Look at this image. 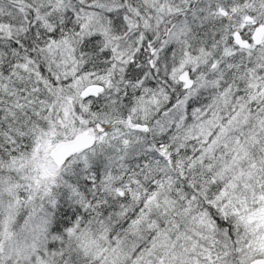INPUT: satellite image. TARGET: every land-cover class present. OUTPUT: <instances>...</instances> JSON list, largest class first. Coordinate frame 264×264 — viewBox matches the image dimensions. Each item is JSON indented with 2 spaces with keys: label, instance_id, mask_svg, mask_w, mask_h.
I'll return each mask as SVG.
<instances>
[{
  "label": "snow or ice",
  "instance_id": "obj_1",
  "mask_svg": "<svg viewBox=\"0 0 264 264\" xmlns=\"http://www.w3.org/2000/svg\"><path fill=\"white\" fill-rule=\"evenodd\" d=\"M0 264H264V0H0Z\"/></svg>",
  "mask_w": 264,
  "mask_h": 264
}]
</instances>
